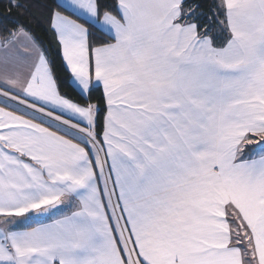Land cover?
Returning <instances> with one entry per match:
<instances>
[{
    "label": "snow or ice",
    "instance_id": "obj_1",
    "mask_svg": "<svg viewBox=\"0 0 264 264\" xmlns=\"http://www.w3.org/2000/svg\"><path fill=\"white\" fill-rule=\"evenodd\" d=\"M63 6L112 40L51 15L78 87L102 85V138L97 106L63 97L29 32H10L0 264H264V0Z\"/></svg>",
    "mask_w": 264,
    "mask_h": 264
},
{
    "label": "trees",
    "instance_id": "obj_2",
    "mask_svg": "<svg viewBox=\"0 0 264 264\" xmlns=\"http://www.w3.org/2000/svg\"><path fill=\"white\" fill-rule=\"evenodd\" d=\"M23 4V8L12 7L9 10V0H0V39L8 38L9 33L16 30L19 26L24 28L33 36L38 45L50 62L52 73L57 83L60 94L69 100L86 106L92 103L99 109L97 116V134L102 138L103 119L106 115V103L103 97V89L94 87L88 96H84L72 84V76L67 70L62 56L61 45L58 42L54 29L51 27V15L55 11H61L70 15L62 7H57V0H18ZM196 3L203 5L201 12L208 14V9L219 0H195ZM101 11L114 10L116 0H98ZM82 22L81 20H79ZM89 30L90 44L95 46L101 42H112L111 38L97 27L82 22Z\"/></svg>",
    "mask_w": 264,
    "mask_h": 264
},
{
    "label": "crops",
    "instance_id": "obj_3",
    "mask_svg": "<svg viewBox=\"0 0 264 264\" xmlns=\"http://www.w3.org/2000/svg\"><path fill=\"white\" fill-rule=\"evenodd\" d=\"M67 2V0H57V3L59 5H61V7L66 10L70 15L72 16H69V15H66L64 13H62L63 15H66V16H69L70 19H73L75 20L77 23H81L83 24L82 22H86L90 25H93L95 27H97L98 29H100V26L98 24H95V22L89 17L87 16V14L85 13H81L79 12L78 10H74L72 8H65L63 5H65ZM79 20H81L82 22H80ZM84 26L86 27V25L84 24ZM55 31V30H54ZM102 31V30H101ZM104 32V31H102ZM105 33V32H104ZM30 34V33H29ZM106 34V33H105ZM31 35V34H30ZM108 35V34H106ZM109 36V35H108ZM31 37L33 38V36L31 35ZM110 37V36H109ZM33 40L36 42V40L33 38ZM5 40H2L0 39V73H3L4 70H5V65L2 63L3 59L5 58L6 55L10 56L13 52V47L12 45H5ZM90 41V39H89ZM25 43V40L23 37H20L18 38V42L16 43L15 45V48L16 49H19L20 51H22V46L23 44ZM37 46L42 50V48L38 45V43L36 42ZM62 49V47H61ZM43 51V50H42ZM46 56V55H45ZM62 56H63V51H62ZM47 58V57H46ZM48 59V58H47ZM49 61V60H48ZM65 63V62H64ZM50 64V62H49ZM66 65V64H65ZM51 67V66H50ZM8 68V72L11 73L14 69L12 68L11 64H9L7 66ZM21 70L25 71V73L27 72V66H22ZM54 76V75H53ZM72 84L74 85V87L80 91V93L84 96H88L89 92L88 93H83L82 90L78 87V85L76 84V82L74 81L73 77H72ZM102 88V85L99 86ZM103 89V88H102ZM2 90V89H0ZM64 97V96H63ZM66 98V97H65ZM68 99V98H67ZM71 101V100H70ZM73 102V101H72ZM11 103H15V102H11ZM75 103V102H74ZM77 104V103H76ZM79 105V104H78ZM4 106L3 103H0V107ZM80 106H83V105H80ZM20 107H23V106H20ZM65 118H69L67 114H65ZM82 126H86L85 124H82ZM249 148H253L255 146H248ZM63 207V206H62Z\"/></svg>",
    "mask_w": 264,
    "mask_h": 264
},
{
    "label": "rangeland",
    "instance_id": "obj_4",
    "mask_svg": "<svg viewBox=\"0 0 264 264\" xmlns=\"http://www.w3.org/2000/svg\"><path fill=\"white\" fill-rule=\"evenodd\" d=\"M84 106V105H83Z\"/></svg>",
    "mask_w": 264,
    "mask_h": 264
}]
</instances>
